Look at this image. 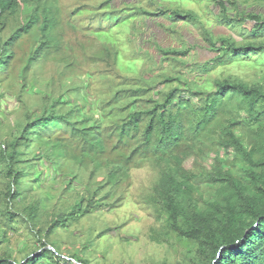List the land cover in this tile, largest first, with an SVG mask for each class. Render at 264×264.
<instances>
[{
  "label": "trees",
  "instance_id": "trees-1",
  "mask_svg": "<svg viewBox=\"0 0 264 264\" xmlns=\"http://www.w3.org/2000/svg\"><path fill=\"white\" fill-rule=\"evenodd\" d=\"M93 1L0 0V124L8 111L20 115L0 138V264H68L47 248L50 236L114 207L104 188L128 187L130 170L144 162L155 168L148 201L163 219L158 241L184 240L195 248L193 264H264V79L228 75L213 79L209 91H196L197 84L193 91L191 78L171 86L180 78L166 75L151 85L112 73L116 46L100 41L93 49L99 28L81 27L77 18L112 0ZM204 1L228 33L214 34L196 12L190 15L204 46L216 53L198 71L264 56V10L241 9L237 0ZM156 46L165 58L188 52ZM100 61L112 65L100 70L102 79L118 84L110 93L96 84ZM46 66L51 73L42 88L39 70ZM10 97L11 109L2 105ZM221 150L231 160L216 158L209 168L198 162L205 151ZM17 225L37 242L30 250L22 246L20 260L9 235Z\"/></svg>",
  "mask_w": 264,
  "mask_h": 264
},
{
  "label": "rangeland",
  "instance_id": "rangeland-1",
  "mask_svg": "<svg viewBox=\"0 0 264 264\" xmlns=\"http://www.w3.org/2000/svg\"><path fill=\"white\" fill-rule=\"evenodd\" d=\"M156 1L157 5L149 0H112L99 9L89 10L88 14L83 13L77 17L81 27H87L84 25L92 22L94 28H99L93 49H96V44L100 41L116 46L119 57L113 58L112 73L120 70L124 75L144 78V81L151 85H156L166 75L180 78V81L174 80L171 86L183 84L191 78L193 81L188 87L193 91L196 84L201 86L196 91H209L213 88V79L228 75L237 76L247 83L264 79V73L261 72L264 70V56L261 54H252L241 61L217 64L208 72L198 71L196 67L199 62L213 58L216 53L204 46L195 30V21L191 20L190 15H195L196 12L200 21L214 34L228 32L217 23L215 12L208 11L204 0ZM237 1L241 9L264 10V5L256 0ZM85 2L91 5L94 3L93 0ZM210 7L215 8L212 5ZM227 7L229 12L233 11L231 4ZM143 9L153 11L154 14L149 15L143 12ZM174 11H180L182 14H176ZM88 30L85 28L83 32ZM156 44L163 48L187 49L188 52L184 57L172 59L169 55L165 58ZM111 67V64L100 61L93 69L94 75L99 78L97 86L109 93L118 87V84L114 79H102L104 74L100 70ZM39 71L43 73L38 77L40 86L45 88L51 66ZM108 74L110 76V73ZM15 83V80L12 81V85H16ZM56 84L55 81L52 86L54 91L58 90ZM5 89L6 87H2L3 91ZM165 89L167 90L166 87ZM26 98L33 100V96ZM7 100L9 103L3 101L2 105L13 108V98ZM241 115L246 117L242 111ZM16 116L20 115L9 111L4 115L0 124V138L5 139L12 132L14 120L19 119ZM216 158L231 160L232 154L222 150L218 153L205 151L198 162L201 166L209 168ZM192 162V158H187L185 167L192 168ZM154 174L155 168L147 162L139 168H132L129 172L128 187L104 188L110 190L109 200L115 201L114 207L102 208L99 212H93L70 223L66 228L58 229L50 236V245L47 248L58 254L61 259L68 260V264H193L189 255L194 254L195 248L184 240L167 236L166 240L158 241L164 236L163 219H158L148 201ZM86 177L87 174L83 176L84 179ZM39 192L41 190L36 189L31 193L36 195ZM52 203L60 205L56 201ZM16 231L9 234L10 246L14 252L13 256L20 260L27 252H21L22 246L34 248L37 247V242L25 226L17 225ZM57 264L64 263L59 260Z\"/></svg>",
  "mask_w": 264,
  "mask_h": 264
}]
</instances>
